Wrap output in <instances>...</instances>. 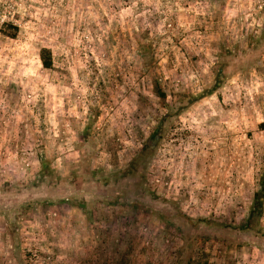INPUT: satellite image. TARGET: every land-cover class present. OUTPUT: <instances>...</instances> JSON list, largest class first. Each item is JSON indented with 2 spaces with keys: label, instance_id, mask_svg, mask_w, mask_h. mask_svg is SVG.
I'll return each mask as SVG.
<instances>
[{
  "label": "rangeland",
  "instance_id": "obj_1",
  "mask_svg": "<svg viewBox=\"0 0 264 264\" xmlns=\"http://www.w3.org/2000/svg\"><path fill=\"white\" fill-rule=\"evenodd\" d=\"M263 174L264 0H0V264H264Z\"/></svg>",
  "mask_w": 264,
  "mask_h": 264
},
{
  "label": "trees",
  "instance_id": "obj_2",
  "mask_svg": "<svg viewBox=\"0 0 264 264\" xmlns=\"http://www.w3.org/2000/svg\"><path fill=\"white\" fill-rule=\"evenodd\" d=\"M15 30H18L17 27H14ZM5 35H8L10 37H15L17 36V32L14 33H8L7 31H4L3 29L1 30ZM41 59L43 62V65L45 68H52L53 67V58H52V53L50 49L44 48L41 51ZM221 84V74H219L217 76V79L214 83V87L213 89H217ZM157 88V93L159 94V96L163 99L166 98V93L165 91H163L160 87L159 84L155 85ZM209 91V90H208ZM184 107H182V105L180 106V109L182 110ZM163 122V121H162ZM162 124V123H161ZM157 133H160V127L157 128ZM161 134V133H160ZM161 135H159L160 138ZM154 150L153 145H151L150 143L146 144L145 147L141 150V152L139 153L138 157L134 158L127 166V168H125V170L123 171V177H132L134 176L137 172L138 169L140 167V164L145 163L146 161L149 160L152 151ZM45 169V168H44ZM42 169V170H44ZM44 173V171H43ZM260 190L258 192H256L255 194V202H254V207L251 210L249 219H248V223L247 226H250V223L252 221V219L258 220L259 216L261 215V213L263 212V206H264V174L263 177L261 179V183H260ZM72 200H77L76 202L79 201L78 198H75ZM83 202V201H81ZM81 206L84 205L83 203H81Z\"/></svg>",
  "mask_w": 264,
  "mask_h": 264
}]
</instances>
